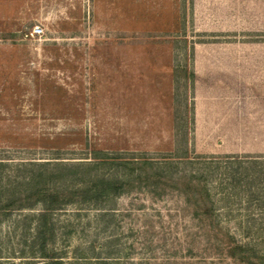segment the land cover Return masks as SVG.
<instances>
[{
	"label": "rangeland",
	"instance_id": "374dc122",
	"mask_svg": "<svg viewBox=\"0 0 264 264\" xmlns=\"http://www.w3.org/2000/svg\"><path fill=\"white\" fill-rule=\"evenodd\" d=\"M263 33L264 0H0V158L123 160L118 195L53 213L61 264H264ZM34 211L0 264H49Z\"/></svg>",
	"mask_w": 264,
	"mask_h": 264
},
{
	"label": "trees",
	"instance_id": "16d2710c",
	"mask_svg": "<svg viewBox=\"0 0 264 264\" xmlns=\"http://www.w3.org/2000/svg\"><path fill=\"white\" fill-rule=\"evenodd\" d=\"M253 35L260 37L264 33ZM256 39L260 38H254L253 41L258 42ZM190 77H194L193 73ZM252 95L250 96L253 97ZM183 116L175 115L176 128L180 126L179 120H185ZM243 157L227 156L226 159L235 161L236 164L250 161L251 168L255 167V161L262 159L261 156ZM59 159L36 161L28 158L13 162L0 158V224L15 211L35 210L23 215L22 220H28L31 243L36 247L32 257L47 259L49 264H61L60 257L52 248L55 241L53 213L68 205L99 206L107 197L118 195L122 191L117 180L98 174L100 165L107 162L121 164L123 160L119 156L95 150L92 161L71 162ZM141 163L151 166L150 160H143ZM246 171L247 168L243 170ZM263 172L264 169L261 171L264 180ZM235 249L234 247L233 250Z\"/></svg>",
	"mask_w": 264,
	"mask_h": 264
},
{
	"label": "built area",
	"instance_id": "2783aa9c",
	"mask_svg": "<svg viewBox=\"0 0 264 264\" xmlns=\"http://www.w3.org/2000/svg\"><path fill=\"white\" fill-rule=\"evenodd\" d=\"M41 33H42V29L39 26H35L31 32L32 35H36V36L41 35Z\"/></svg>",
	"mask_w": 264,
	"mask_h": 264
}]
</instances>
